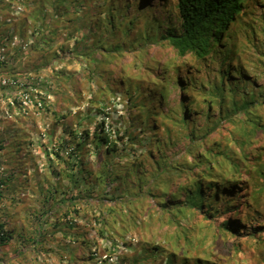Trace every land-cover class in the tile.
Wrapping results in <instances>:
<instances>
[{"label": "trees", "instance_id": "16d2710c", "mask_svg": "<svg viewBox=\"0 0 264 264\" xmlns=\"http://www.w3.org/2000/svg\"><path fill=\"white\" fill-rule=\"evenodd\" d=\"M155 1L48 3L55 24L65 18L69 29L81 33L67 59L85 61L88 80L96 77V89L90 88V96L84 98L75 87V74L60 70L58 76L64 89L88 104L79 120L94 123V130L74 131L72 144L63 140L44 151L51 163L45 175L53 178L46 186L39 183L35 161L10 159L20 149L13 143L21 142L1 140L4 164L21 166L27 161L23 175L29 167L33 170L23 176L27 184L13 181L7 168L0 170V199L5 193L18 195L25 186L39 196L25 210L32 233L23 240L28 249L34 246L38 253L54 256L58 264H106L120 247L134 251L120 255L119 264L153 263L147 261L150 256L166 253L154 234L177 237L186 222L181 215L187 207L199 205V195L208 201L202 204L203 218L215 220L230 236L215 243L190 228L197 246L181 264H224L222 258L234 253L240 236L264 244V210L258 198L264 199V14L246 18L251 0ZM253 1L264 6V0ZM5 9L1 4L0 10ZM37 20L42 23L35 29L44 30L47 15ZM39 40L50 42L44 36ZM20 41L16 54L26 53ZM165 48L171 56L156 58ZM65 49L61 47L64 55ZM63 57L52 54L53 59ZM6 89L12 92L0 85L2 94ZM56 100L73 105L70 96ZM49 103L44 97L39 101L44 110ZM117 105H122L120 125L114 124L118 119L106 122L117 114ZM14 106L21 103L14 99L8 107ZM52 113L58 119L70 114ZM99 115L103 118L97 120ZM53 160L61 170L53 167ZM31 177L37 179L35 186H30ZM5 200L9 204L15 199ZM129 234L133 238L127 239ZM12 237L0 221V247ZM140 246L138 256L143 258L135 255ZM216 248L220 250L210 254ZM208 250L212 251L205 256L199 253ZM6 253L0 249V259Z\"/></svg>", "mask_w": 264, "mask_h": 264}, {"label": "rangeland", "instance_id": "374dc122", "mask_svg": "<svg viewBox=\"0 0 264 264\" xmlns=\"http://www.w3.org/2000/svg\"><path fill=\"white\" fill-rule=\"evenodd\" d=\"M53 0H0V5H5V11L0 10V20H2V26L0 29L3 30V33H0V46L7 45L2 49L0 47V80L4 78H19L23 79L24 74L31 76L33 79L40 78L41 82L37 83L36 86L39 89H43V92L46 96L47 102H50L48 109L44 110V107L39 108L36 104L33 103H21V107H8L9 100L11 101V96L18 95V90L12 89V93L5 90L4 94L0 90V141L1 140H11L16 138L19 142L13 143V145L19 149L18 155L12 154L10 159L13 158L14 161L21 163L30 158L33 162L35 161L38 164V175L39 183H43L46 186L48 183L53 184V178L45 175V172L49 169L51 163L46 162L44 151L49 150L53 145L65 140L66 142L71 143L72 133L74 131L81 133L83 130H88L91 134L94 130V123H87L83 120L86 113V106L88 104L84 102V99L77 101L75 97L70 93L72 90L64 89L60 84L61 79L58 76L60 70H64L65 74H75L79 79V82L76 83V88H79L82 91V96L89 97V89H96L95 81L96 77L92 81L88 80L86 73H88V67L84 60L79 62L68 61V57L71 56L73 41L76 37H80L81 33H75L71 28L67 26L69 23L62 18L58 20L55 24L52 14V9L48 3ZM40 2L45 3L40 4ZM68 2L60 5L61 7H66ZM59 8V7H58ZM63 11V8L58 9V14ZM264 14V9L260 10ZM32 14V15H30ZM47 15L48 22L44 26L45 29L37 31L35 28L41 26L40 19L43 15ZM51 16L52 18H50ZM9 25V26H8ZM7 26V27H6ZM56 28V31L52 32V29ZM95 31L98 30L96 26ZM34 32V34H32ZM7 34L9 37H7ZM24 34V35H22ZM11 36V37H10ZM24 37L20 41L21 37ZM44 36L50 40L49 43L44 44L43 41H40L39 38ZM71 36V37H69ZM3 38V39H2ZM38 40V41H37ZM21 42L22 52L16 54L17 43ZM38 43L36 50H33V46ZM65 46V55L63 54L61 47ZM168 49H163L160 52L156 53L155 57L171 56V53L167 51ZM18 51V50H17ZM56 54H61L64 56L63 59H53V52ZM5 53L2 56V53ZM44 65V66H43ZM47 65V66H46ZM40 68H37V67ZM60 82V83H59ZM49 86V88H47ZM74 88V87H73ZM229 87L225 86V89L228 90ZM219 91H223V87L220 86ZM70 96L72 98L73 105L67 106L66 101H57L56 98H61L63 96ZM44 97V96H43ZM56 101V102H55ZM51 104V105H50ZM50 105V106H49ZM117 114L112 115V118L106 122H111L112 119H118V122L114 123L115 125H120L119 119L122 116V105H117L116 107ZM61 112H70V114L65 118H56L52 111ZM79 112V115H75ZM103 115L97 116V120H100ZM80 123V126L77 124ZM198 124H202L200 120ZM17 135V136H16ZM70 143H67V146H71ZM27 144V145H26ZM70 144V145H69ZM16 148V149H17ZM139 152V151H138ZM137 152V153H138ZM30 154V155H29ZM30 156V157H29ZM0 157V170L8 169V173L12 172L14 179L13 181L22 182L27 184V179H23L25 176H28L33 170L31 167L28 168V171L23 175V170L27 167L28 163L26 161L25 165L18 163L9 166V164H4ZM31 162V161H29ZM53 167H57L56 170H61L62 165L58 161L53 160ZM24 176V177H23ZM45 181H43V180ZM43 181V182H42ZM37 179L30 178V186H35ZM215 192H213V195ZM5 193L6 198H14V201H11L9 204L5 203V199H0V221L6 223V232L12 234V239L7 241L0 249L7 251L6 255L2 256L3 259H0L2 264H58V261L54 256L47 257L45 253H38L34 246H30L29 249L23 238L28 234L32 233V227L29 223L24 220L25 210H28L33 206V199L37 200L36 194L31 193L30 187L25 186L21 189L20 193L13 194ZM261 204V210H264V199L260 196L258 197ZM207 196L199 195V205L197 207H187L184 213L181 215L185 219V226L179 227V235L174 238L167 237L163 238L161 232L154 234L155 239L161 241L162 244L166 247V253L163 255L150 256L147 261H154L153 263H147L145 260H142L141 264H181L185 258L189 256L197 244L194 242V239L189 235L190 228L201 234V239L211 240L222 242L228 240L230 236L228 231H225L223 227H217L215 220H210L208 222L207 218H203L206 215L203 214V203L208 204L206 200ZM20 202V204L18 203ZM19 204V206L17 205ZM18 206V207H17ZM20 207V209H19ZM16 216L17 219L8 218ZM203 215V216H202ZM231 219V217L229 218ZM181 224V223H180ZM15 226V227H14ZM14 228H19V232L14 231ZM22 234V237L19 236ZM158 235V236H157ZM242 235V234H241ZM128 238H133L132 234L127 236ZM200 239V238H199ZM198 239L199 245L202 246V242ZM99 244L102 242L99 240ZM30 244V243H28ZM103 245V244H102ZM50 247V243H48ZM238 248V250H235ZM235 248L233 254L229 256H224L222 258L224 264H264V244L260 242L253 241L250 237L240 236V239L236 240ZM123 248L120 247V252L112 254L111 258L108 259L106 264H119L120 255L128 253L131 249L132 253L133 248ZM142 247L136 249L138 253H141ZM220 249H214L212 253H216ZM13 253V257L9 258L10 253ZM200 251L199 253L204 255L211 252ZM38 253L40 260L35 259V254ZM135 253V252H134ZM209 254V255H210ZM143 258V257H139ZM183 261V262H184ZM217 264H221L219 261H215ZM89 264V263H87Z\"/></svg>", "mask_w": 264, "mask_h": 264}, {"label": "built area", "instance_id": "2783aa9c", "mask_svg": "<svg viewBox=\"0 0 264 264\" xmlns=\"http://www.w3.org/2000/svg\"><path fill=\"white\" fill-rule=\"evenodd\" d=\"M34 81H37V83L41 82V79H33L32 77H25L22 80L19 78H4L0 80V84L2 86H6L12 89L18 90V97L20 98V101H22L23 104L26 103H33V102H39V97L42 94V92L37 88L34 87ZM15 96L12 97V99ZM39 104V103H38Z\"/></svg>", "mask_w": 264, "mask_h": 264}, {"label": "clouds", "instance_id": "9594fccd", "mask_svg": "<svg viewBox=\"0 0 264 264\" xmlns=\"http://www.w3.org/2000/svg\"><path fill=\"white\" fill-rule=\"evenodd\" d=\"M151 2L152 3H156V1L155 0H151ZM251 3H249V5H248V10L245 12L246 14V18L247 19H249V20H251V18L254 16V17H258V18H260V15H261V9L264 7V6H258L253 0H251L250 1ZM251 9H254L255 10V12L253 13V14H250V10ZM26 77H31V76H26ZM25 78V77H24ZM36 79H38V78H35V80ZM34 82H37V81H34ZM1 85V84H0ZM2 86V85H1ZM34 87H37L36 86V84H34ZM9 88V87H8ZM47 88H49V86L47 87ZM39 89V88H38ZM11 90H12V88H11ZM14 90H16V89H14ZM41 92H42V94L40 95V97H39V101H40V99H42V97L44 96V98H46V96H45V94H44V92H43V89L41 90V89H39ZM10 93H12V92H10ZM15 97L12 99V97L13 96H11V101L9 100V104H11V105H13V100L14 99H16V100H18L20 103H22V101H20V98L18 97V95L16 96V95H14ZM47 100V99H46ZM35 104H36V106L37 107H39V108H42V107H40V105L38 104L39 102L37 101V102H34Z\"/></svg>", "mask_w": 264, "mask_h": 264}]
</instances>
